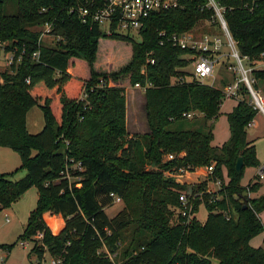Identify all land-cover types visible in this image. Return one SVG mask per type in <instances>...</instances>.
Returning <instances> with one entry per match:
<instances>
[{
    "label": "trees",
    "instance_id": "16d2710c",
    "mask_svg": "<svg viewBox=\"0 0 264 264\" xmlns=\"http://www.w3.org/2000/svg\"><path fill=\"white\" fill-rule=\"evenodd\" d=\"M104 1L0 0V45L11 55L0 70V146L14 151L24 169L17 179L10 178L12 172L0 173V208L28 187L36 190L16 239L41 232L30 251L46 252L63 264H112L104 251L117 249L118 264H264V237L260 246L249 243L264 230L258 216L264 194L246 196L247 188L260 187L258 179L240 184L244 167L259 165L254 143L246 138L258 109L240 82L236 104L226 112L228 138L212 145V121L225 98L222 89L177 80L185 74L182 67L191 50L167 39L210 20L212 10L205 0H179L176 6L148 13L134 39L131 31L106 34L95 20L86 16L82 21L76 12ZM218 1L225 6L223 16L238 54L250 66L264 60V0ZM212 23L202 31H213ZM44 24L55 37L52 44L40 43ZM99 38L128 44V59L116 69L96 70L92 63ZM74 59L85 62V78L72 71ZM123 77L131 86L150 83L141 91L146 130L139 134L126 132L124 89L116 84ZM250 78L256 90L264 83V68L251 67ZM80 85L83 96L76 98ZM41 87L48 92L40 93ZM32 105L42 119L33 133L24 125ZM195 113L200 117L194 118ZM167 153L172 157L165 158ZM239 156L242 167L237 170ZM210 163L208 178H221L220 187L194 198L185 222L177 195L204 189L203 184L180 183L163 173ZM109 192L122 204L111 216L103 211L111 203ZM235 195L243 198L244 208ZM200 203L207 211L202 222L194 216ZM45 212L61 217L57 233L59 222L48 218L47 226ZM12 244L0 243L7 249Z\"/></svg>",
    "mask_w": 264,
    "mask_h": 264
},
{
    "label": "rangeland",
    "instance_id": "374dc122",
    "mask_svg": "<svg viewBox=\"0 0 264 264\" xmlns=\"http://www.w3.org/2000/svg\"><path fill=\"white\" fill-rule=\"evenodd\" d=\"M209 24L206 20L199 21L198 24H195L193 26L195 31H202L204 30ZM132 36L134 39H138V35L136 32L132 31ZM40 43L43 44H52V42L55 40V37L51 34L43 33L39 37ZM224 52H231L230 48L227 45H224L222 47ZM6 53V56L4 58V55ZM8 56H10V52L4 51L3 48H1L0 45V69L3 67V62L8 59ZM129 56V45L115 39L110 38H99L97 43V49L95 52V59L92 63L94 68L98 71H108L113 70L119 67L121 64H123ZM242 59V64L245 67L250 66L248 61L244 58ZM220 63L214 68L213 74L216 75L217 69L219 68V72L221 73L223 71H229L232 72L231 76H229L230 79H235L239 73L237 71H231L227 68V64L236 65V59L231 56L230 54L228 56H222L220 58ZM255 68H264V60L255 62L254 65H252ZM70 67L72 71L78 75V76H84L87 74V67L83 60L81 59H74L73 64H70ZM182 69L187 73L191 70V66L189 64L182 67ZM71 71V72H72ZM72 73V74H74ZM87 76V75H86ZM84 76L83 78H85ZM229 80H220L218 82L217 80L211 84V78L206 77L205 82L211 85H214L216 87L222 88L223 84L228 82ZM118 85H121L124 89V124L126 128V132L128 135L130 134H139L146 130L145 120H144V110H143V97L142 92L139 88L133 87V85H129L127 82V78L123 77L121 78L118 83ZM262 86L264 83H261ZM40 93L46 94L48 90L46 88H40ZM66 90L70 93L72 91V88L70 86L66 87ZM50 91V90H49ZM258 94L264 98V94L259 89H256ZM83 96V89L80 85V88L76 94V98H81ZM53 97V95H52ZM232 103V100L229 98H224L222 105H221V113L218 114L216 119L213 121V132H214V138L212 140L213 143L219 144L224 139L227 138L228 135V125L226 123V119L224 116V111H227L230 108V104ZM50 107L52 112H56L55 106L50 103ZM264 108V105H263ZM189 116L188 118H190ZM194 118H199L200 114L195 113L193 115ZM191 119V118H190ZM189 119V120H190ZM42 124L41 119V113L39 108L36 105L30 106L24 115V125L25 129L28 132H36L40 129ZM246 132L251 136L256 135V138L254 140V146H255V154L256 157L260 163V166L264 165V120H261L258 118V128L255 130L251 129V127H246ZM73 164V163H72ZM202 169L198 170L199 172H196L195 180L190 182L188 179L187 171L181 172L179 175L177 173H174V171L171 172H164V176H172L174 175L180 182V183H187V184H203L201 187H206L207 184H209L212 189H217L216 184L213 183H207L204 181L203 177L204 174L201 172ZM2 172H12L10 175L11 179H17L21 177L24 174V169L22 167H19V159L17 154L9 149L8 147H0V173ZM222 179L223 181L226 180V173L225 169H222ZM255 173V166H245L243 170V175L240 179L241 185H246L249 180L255 178L253 175ZM177 174V175H176ZM217 179V178H216ZM218 179L221 182V178L218 177ZM212 180H215V178H212ZM264 182V179H261ZM184 181V182H183ZM260 181V180H259ZM202 182V183H201ZM262 185V182L260 181V186ZM259 196L261 194H264V188H260L258 195L257 191L250 192V195ZM36 197V190L34 186H30L27 189H25L14 201H12L9 206L3 208V211L7 213L9 220L4 223L2 222V219L0 218V243L4 244H12L8 251H7V261H9L12 264H27V257H26V250L25 247H20L18 244V239H16L17 234L21 232V229L23 227V223L25 221L27 212L33 207ZM202 199V197H201ZM121 203H109L108 205L103 207V211L107 216L113 215L116 211H118L121 208ZM206 208L203 204H199L198 209H196L194 216L196 219L200 220L201 222L205 219L206 216ZM53 217L56 218V221H59V218L57 217V214L49 213ZM57 215V216H56ZM258 216L261 220V223L264 226V209L258 213ZM51 218V217H50ZM54 219V218H51ZM55 220V219H54ZM45 222V221H44ZM46 224V222H45ZM47 225V224H46ZM49 228V227H48ZM50 230V229H49ZM51 232V231H50ZM58 231L54 232L57 233ZM53 233V232H51ZM53 233V234H54ZM264 237V230H261L258 234L253 236L249 243L250 245L257 247L262 245V239ZM119 249H117L115 252H110V255H112V259L114 262H119L120 255L118 253Z\"/></svg>",
    "mask_w": 264,
    "mask_h": 264
},
{
    "label": "built area",
    "instance_id": "2783aa9c",
    "mask_svg": "<svg viewBox=\"0 0 264 264\" xmlns=\"http://www.w3.org/2000/svg\"><path fill=\"white\" fill-rule=\"evenodd\" d=\"M178 4L179 0H105L101 6H97L91 10H88L85 7H77L76 12L82 21L85 20L86 16H89L92 20H95L98 23L99 27L106 34H109L111 31L124 33L127 31L132 32L137 30L139 26H141L143 18L148 13L168 7H173ZM204 5L212 10L210 20L206 21L208 24L210 22H213L211 24V28H213V31H195L194 28H191L189 30L180 33H173L167 36V39L171 44L191 50V53L186 56L189 58L188 64L191 66V70L184 75L177 77L176 79H193L199 82L206 83L205 78L210 77V83L212 84L214 82V68L221 62L220 58L222 56L230 54L236 59L237 64L235 66L227 64V68L231 71H237L239 75L231 82L226 83L221 88L224 97H238L237 89L239 83L243 82L248 89L250 102L257 109L263 110V98L258 94L256 90L252 89L250 85L251 67H245L242 64L241 58L247 60V57L245 55L240 56L238 54L234 45V41L228 31L223 16L225 6L220 4L218 0H205ZM47 29L48 25L44 24L40 35L46 33ZM224 45H227L230 48L231 52L224 53L222 49ZM32 55L35 56L36 52H33ZM10 59L11 55L8 56L6 64L11 61ZM146 61L151 62L152 60L146 59ZM140 72H143V67L140 68ZM149 85L150 83L147 80H145L142 84L137 82L133 83V87H137L141 91ZM184 115L186 117L190 116L189 113H185ZM164 157L171 158L172 154L167 153ZM72 166L74 167L73 164ZM75 166L77 168V165ZM203 169V179L207 183L216 184L217 188H219L221 182L218 177H215V180H212V178H208L210 172H212L213 163L203 166ZM184 171H187V169L184 167H178L174 171V173H177L179 175ZM262 175L263 170L259 169L258 179L261 178ZM175 181L178 180L175 179ZM213 190L215 189H212V187L207 184L204 189H198L194 187L192 190L186 193H178L177 199L179 203V214L184 218L185 222H187L188 217L190 216L192 200L196 197H199V199H201V193H203L204 191L210 193ZM107 196L110 198L111 203H121V198L118 195L109 192ZM246 196L251 197L248 188L246 190ZM0 218L4 223L9 220L7 213L3 211V208H0ZM40 237L41 232L36 231L33 235H31L30 238L18 239V244L20 245V247H25L27 264H63L59 258L52 257L46 252H41L40 255H37L35 252L30 251L32 240L36 238L39 239ZM7 251L8 249L5 246L0 245V264H12L7 261ZM104 252V255L111 260L112 264L119 263L113 261L111 257L112 255H110L109 252Z\"/></svg>",
    "mask_w": 264,
    "mask_h": 264
},
{
    "label": "crops",
    "instance_id": "0c3cea01",
    "mask_svg": "<svg viewBox=\"0 0 264 264\" xmlns=\"http://www.w3.org/2000/svg\"><path fill=\"white\" fill-rule=\"evenodd\" d=\"M224 53H226V52H224ZM5 56H6V53H5V55H4V58H5ZM225 56H228V55H225ZM260 61H262V60H260ZM258 62V61H257ZM3 67L2 68H4V66H5V61L3 62V65H2ZM250 67H253V66H250ZM1 68V69H2ZM0 69V70H1ZM232 72H229V71H223L222 73H221V71L219 72V68L217 69V73H216V75H214V77H213V81L215 80H217L218 82H220V80H229V76H231L232 74H231ZM233 79H230L228 82H226V83H229V82H231ZM226 83H224L223 84V86L226 84ZM257 89H259L260 91H262V93L264 94V85L262 86V85H260ZM227 98H229V99H231L232 100V103L230 104V108L227 110V111H224V116H225V119H226V112H228V111H230L231 110V108L233 107V105H235L236 104V101H237V98L238 97H227ZM263 100H264V98H263ZM223 102V101H222ZM221 105H222V103H221ZM221 105H220V108H221ZM219 108V112L221 113V109ZM219 113V114H220ZM258 118L259 119H261V120H264V108H263V110H257V112H256V114H255V116L253 117V119L251 120V122L248 124V126L249 127H251V129H253V130H255V128L257 129L258 128ZM214 121V120H213ZM213 121H212V123H213ZM226 123H227V120H226ZM228 125V124H227ZM212 131H213V128H212ZM254 134V133H253ZM251 135V136H249V134L246 132V138L249 140V141H252L253 143H254V140H255V138H256V135L254 136V135ZM228 135H229V130H228ZM228 135H227V138H228ZM213 136H214V132H213ZM214 138V137H213ZM226 138V139H227ZM226 139H224V141L226 140ZM213 140V139H212ZM223 142V141H222ZM221 142V143H222ZM221 143H219V144H215V143H213L212 141H211V144L212 145H220ZM0 147H2V146H0ZM200 169H202V166H200V167H196V168H194V169H192V170H187V176H188V179L190 180V182H192L193 180H195V178H196V176H198V175H196V172H199L198 170H200ZM259 169H262L263 170V175H262V177L261 178H259L258 179V170ZM202 173V172H201ZM196 175V176H195ZM254 176H255V178H253V179H251V180H249V182H251V181H253V180H255V179H258V180H260L261 182H262V185L256 190L257 191V194L256 195H258V193H259V190H260V188H264V182L261 180L262 178L264 179V165L263 166H260V163H259V165L258 166H255V173L253 174ZM173 179L175 178L176 180H178L174 175H173V177H172ZM174 179V180H175ZM179 181V180H178ZM184 182V181H183ZM251 193H252V191H250ZM251 196H255V195H252L251 194ZM58 215V214H57ZM56 215V216H57ZM43 218H44V221H45V219H51V218H54V219H52L54 222H56V218L55 217H53L52 215H50L48 212H45V213H43ZM51 217V218H50ZM58 218H59V223L57 224L58 226H57V229H56V231H59L60 230V228H61V226H62V219H61V217L58 215L57 216ZM46 222V221H45ZM48 226V225H47Z\"/></svg>",
    "mask_w": 264,
    "mask_h": 264
},
{
    "label": "water",
    "instance_id": "95a60500",
    "mask_svg": "<svg viewBox=\"0 0 264 264\" xmlns=\"http://www.w3.org/2000/svg\"><path fill=\"white\" fill-rule=\"evenodd\" d=\"M241 167H242V158H241V156H239L237 158L236 162H235V168L237 170H240ZM234 197L238 199V202L241 204L242 208H244L245 207V203H244L243 198L237 197L236 195Z\"/></svg>",
    "mask_w": 264,
    "mask_h": 264
}]
</instances>
